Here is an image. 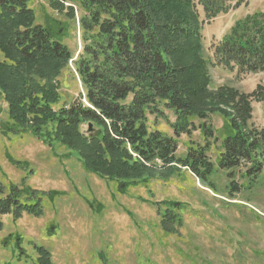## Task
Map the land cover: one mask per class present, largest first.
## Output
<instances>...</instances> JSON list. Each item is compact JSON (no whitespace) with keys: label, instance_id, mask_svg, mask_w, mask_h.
Here are the masks:
<instances>
[{"label":"trees","instance_id":"obj_1","mask_svg":"<svg viewBox=\"0 0 264 264\" xmlns=\"http://www.w3.org/2000/svg\"><path fill=\"white\" fill-rule=\"evenodd\" d=\"M45 1L67 21L50 15L41 20L33 0H0V114L1 102L8 105L0 131L5 137L31 133L52 151L64 145L63 156L120 186L148 184L183 168L212 190L217 188L209 151L220 141L218 166L227 172L230 192L242 187L238 174L249 187L258 181L264 169V128L250 123L251 102L264 101V91L261 86L251 93L208 88L204 19L198 9L211 20L245 0ZM71 24L80 31L77 56L64 41ZM213 53L219 66L244 75L264 72V10L236 20ZM70 64L84 92L79 101L63 106L59 77ZM166 109L176 115L175 122L167 119L174 135L155 126L158 118L152 122ZM214 114L228 119L229 133L212 126L208 119ZM83 124L91 128L83 132ZM197 128L204 143L193 142L185 155H178V138ZM63 194L35 189L28 174L20 183L0 185V231L4 214L41 217L45 198ZM164 205L162 223L175 228L182 221V204L169 200ZM13 236L2 239L4 247ZM35 249L38 264H54L49 250Z\"/></svg>","mask_w":264,"mask_h":264},{"label":"rangeland","instance_id":"obj_2","mask_svg":"<svg viewBox=\"0 0 264 264\" xmlns=\"http://www.w3.org/2000/svg\"><path fill=\"white\" fill-rule=\"evenodd\" d=\"M31 5L37 10L41 20L50 15L67 21L64 15L53 12L45 0H33ZM198 9L201 19H204L202 45L210 75L208 88L216 91L222 87H231L240 92L251 93L261 86L264 91V72L244 75L219 66L214 62L213 53V46L222 40L236 20L249 13L264 10V0H245L238 8L211 20H206L202 9ZM64 41L77 56L81 50L78 26L74 28L71 24ZM59 83L61 105L69 106L81 99L84 91L73 64L59 77ZM251 103L253 111L250 123L255 128L263 129L264 101ZM1 107L2 123V120L7 119L8 105L2 101ZM151 118L152 122L158 118L155 124L157 128L168 135H174V130L167 120L176 121L172 110L166 109L164 116L160 118ZM208 120L217 130L225 133L231 131L228 119L221 114L211 115ZM199 121L195 119L196 124ZM88 128L87 124L82 125L83 132H87ZM219 137L221 139L223 136ZM204 141L199 128L192 129L190 134L182 133L178 138V155H185L193 142ZM210 142L214 141L210 139ZM65 147L55 146L52 151L31 133L9 139L0 131V185L5 188L11 182L21 181L28 174V180L35 189L41 187L45 192H64V195L44 200L45 218L51 219L48 225L50 230L54 228V234L47 228L42 232L39 229L42 235L40 242L48 244L45 247L53 251L56 264H264V169L252 187L248 186L246 178L242 180L238 174L237 178L242 187L233 193L230 192L227 172L218 166L220 141L212 144L209 151L214 161L211 178L217 188L213 190L218 194L199 185L195 175L183 168L176 175L169 178L158 177L148 184L122 187L120 182L115 181L111 188L106 185L107 181L104 179L92 173L88 174L77 159L63 156L67 153ZM15 160L24 163L19 165ZM75 182L80 186L82 183L85 186L90 183L89 187L93 193L88 194L89 191L87 193L86 188L82 187V191L74 189ZM112 191L113 196L110 194ZM141 193L143 199L137 197V194ZM95 194L93 199L91 195ZM85 199L90 200L89 204L96 211L105 205L113 213L125 212L130 220L128 226L120 225L121 230L113 223L109 225V236H112L114 228L119 232L118 239L112 240L107 235L100 242L95 240L78 250L76 247L75 250V247H71V239L61 240V229L54 216L62 206H78L77 200L87 206ZM169 200L182 204V221L171 229L162 223L166 209L164 201ZM72 216L67 215L69 219H72ZM98 224L97 222L94 225L96 235L101 234ZM54 236L58 241L53 240ZM43 239L45 241H42ZM16 242L13 236L5 246L8 251L5 252L0 247V258L8 254L4 257L7 262L0 264H37L36 249L30 244H21L24 253L20 254L21 250ZM20 260L23 262L20 263Z\"/></svg>","mask_w":264,"mask_h":264},{"label":"crops","instance_id":"obj_3","mask_svg":"<svg viewBox=\"0 0 264 264\" xmlns=\"http://www.w3.org/2000/svg\"><path fill=\"white\" fill-rule=\"evenodd\" d=\"M28 181L31 184L30 180ZM20 182L21 181L16 182V183H20ZM113 183L114 182L110 181L106 185L112 188ZM89 184L90 183H88L85 186L82 183V185L80 186L78 185L77 182H75L73 184V188L76 190L80 189V191H82L81 187L83 189L86 188L87 190L86 192L88 193L89 191L88 194H92L93 191L90 190L91 187H89ZM32 186L35 187L34 185ZM38 189L44 191V188L39 187ZM110 194L113 196V191ZM138 196L142 197L143 199V193H141V195L137 194V197ZM91 197L94 199L96 197V194L91 195ZM91 197H89L90 200H92ZM75 198L80 200V198L78 197H74V199ZM79 200L76 201L79 204L78 206H74V205L62 206L58 209L56 215L54 216V218L56 217L57 225L61 229L60 234H59L60 237H62L61 240L65 241L66 239L67 241L68 239H71V242H70L71 247H75V250H76V247L78 250L80 249V247L90 244L92 241H95V240H98L100 242L101 240L105 239L107 235L108 237H110L109 236L110 235L109 225L112 223L115 224L116 228L120 230H121L120 225L124 227L129 225L130 217L128 215H125V212L113 213L108 209V207L102 204L101 205L103 206V208L99 211H96V209L92 208L91 205L89 204L90 200L85 199V202L88 203L87 206L81 204V201ZM95 213H99V215H96ZM68 214L73 215L72 219H69L67 217ZM45 216H46V211H45V214L41 217H36V216L30 215L24 212L19 219H15L13 214H4L2 216L4 226H3V229L0 231V247L3 249V251L6 252L8 250H6V248L1 243L2 239L12 234L15 237L17 236L21 237L22 245L30 244L32 245L33 248H34V244L42 245V246L48 245L43 242H40L42 235L40 234L39 229L41 232L44 231V229L46 228L48 229V231L50 230V226L48 224L50 223L51 219H46ZM97 222L99 223L98 224L99 227H101L100 235L94 234L95 233L94 225ZM112 230H113V233L110 238L112 240L118 239L120 237L119 232L115 231L114 228ZM51 231L54 234V228ZM124 238L129 239L128 237H124ZM53 240L58 241V238L54 236ZM42 241H45V240L43 239ZM50 252L52 256V261L54 262V264H56L55 259H54V253L51 250ZM6 255L8 254H4L3 256H1L0 263L7 262L6 258H4ZM38 255L39 254L36 253V259ZM22 260H20L19 262L22 263L23 262Z\"/></svg>","mask_w":264,"mask_h":264},{"label":"water","instance_id":"obj_4","mask_svg":"<svg viewBox=\"0 0 264 264\" xmlns=\"http://www.w3.org/2000/svg\"><path fill=\"white\" fill-rule=\"evenodd\" d=\"M89 127L91 128V124L89 125ZM125 185H123V187H124Z\"/></svg>","mask_w":264,"mask_h":264}]
</instances>
